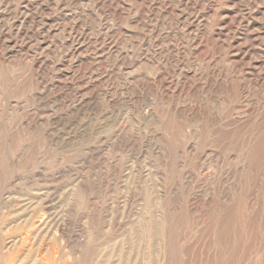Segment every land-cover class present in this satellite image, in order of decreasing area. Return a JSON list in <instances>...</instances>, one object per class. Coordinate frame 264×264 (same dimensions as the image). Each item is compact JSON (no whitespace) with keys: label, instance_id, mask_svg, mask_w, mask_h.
<instances>
[{"label":"rangeland","instance_id":"374dc122","mask_svg":"<svg viewBox=\"0 0 264 264\" xmlns=\"http://www.w3.org/2000/svg\"><path fill=\"white\" fill-rule=\"evenodd\" d=\"M0 264H264V0H0Z\"/></svg>","mask_w":264,"mask_h":264},{"label":"bare ground","instance_id":"6f19581e","mask_svg":"<svg viewBox=\"0 0 264 264\" xmlns=\"http://www.w3.org/2000/svg\"><path fill=\"white\" fill-rule=\"evenodd\" d=\"M6 1V0H5ZM56 101V100H55ZM70 112H71V110H70ZM72 117V116H71ZM59 127V126H58ZM119 132V131H118ZM41 220V219H40ZM32 225V224H31ZM43 225V224H42ZM20 244V243H19ZM40 248V247H39ZM49 251V250H48ZM39 257V256H38ZM48 261V260H47ZM41 263V262H40ZM51 263V262H50Z\"/></svg>","mask_w":264,"mask_h":264}]
</instances>
